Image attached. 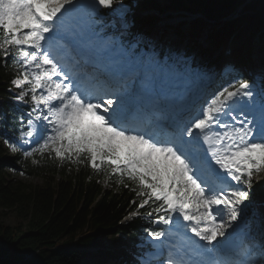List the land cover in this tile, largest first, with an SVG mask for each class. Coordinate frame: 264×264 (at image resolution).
I'll list each match as a JSON object with an SVG mask.
<instances>
[{
  "label": "snow or ice",
  "instance_id": "1",
  "mask_svg": "<svg viewBox=\"0 0 264 264\" xmlns=\"http://www.w3.org/2000/svg\"><path fill=\"white\" fill-rule=\"evenodd\" d=\"M135 7L124 0H0V51L5 57L14 54L23 69L12 81L21 89L15 99L32 105L20 140L28 144L35 137L36 146L23 155L54 153L73 163H81L83 156L93 169L107 166L135 182L137 196L144 197L139 208L159 202L153 211L162 215L154 223L174 228L149 231L160 243L140 264L160 257L162 264H264V243L252 235L248 218L254 177L264 172V76L252 82L230 80L184 127L167 132L125 91L90 75L67 45L63 55L54 49L79 10L91 9L93 23L104 25L100 9H109L114 19L108 26L119 23L128 32ZM134 39L121 51L130 63L143 64L145 87L153 86V74L198 73L191 57H176L169 50L160 58L154 42L140 34ZM238 232L245 242L237 250Z\"/></svg>",
  "mask_w": 264,
  "mask_h": 264
},
{
  "label": "trees",
  "instance_id": "2",
  "mask_svg": "<svg viewBox=\"0 0 264 264\" xmlns=\"http://www.w3.org/2000/svg\"><path fill=\"white\" fill-rule=\"evenodd\" d=\"M165 1L171 8L201 12L191 25L192 36L200 35L209 25L214 37L233 33L251 37L264 28V0ZM242 4L240 15L232 18ZM141 5L162 7L159 0H141ZM153 20L147 16L141 22ZM239 55L237 52L235 57ZM22 71L13 56L5 57L0 51V92L4 97L0 100V214L16 210L20 217L16 226L0 219V264H109L111 260L124 264L127 253L122 244L138 236L146 224L134 220L119 227L122 215L142 199L137 196L138 186L107 166L93 169L83 156L81 163L61 161L47 152L25 157L19 144L21 110H14V102L5 100L8 87ZM5 141L16 145L14 155ZM13 168L17 174L40 176L43 183L9 179L6 173ZM158 203L151 201L149 208ZM75 241L83 247L96 246L98 251L71 248Z\"/></svg>",
  "mask_w": 264,
  "mask_h": 264
},
{
  "label": "rangeland",
  "instance_id": "3",
  "mask_svg": "<svg viewBox=\"0 0 264 264\" xmlns=\"http://www.w3.org/2000/svg\"><path fill=\"white\" fill-rule=\"evenodd\" d=\"M90 3V1H86L85 4H88ZM81 16H84V14H82ZM113 21L112 18H110L108 21H105V24L104 25H101L103 27L105 26H108L110 24V22ZM95 24V23H93ZM111 27V26H110ZM120 25L117 23L116 27H113V28H119ZM153 29V27L151 26L149 28V30ZM120 30V29H119ZM152 32H154V29L152 30ZM150 33L149 34V37H151V35H153V33ZM173 39L174 40H177V36L173 34ZM193 38L190 39L189 35L185 38H183L182 40V44H188V45H192L193 41H192ZM147 41V39H145ZM201 43L206 45V46H214L213 45V41H212V38L210 36L207 35V32L204 33V36L201 38ZM255 79H257V75L254 77ZM20 102V101H18ZM33 140L36 139L35 137L32 138ZM31 143H28V144H24L25 147L28 148V146H30ZM12 154V152H10ZM6 176L11 179V178H19V179H23L24 181H28V182H31V181H34L36 183H43V179L40 177V176H33V175H25V174H17L14 169H8L7 173H6ZM264 181V172L260 173L259 175L255 176L254 177V185H253V191L255 192V194H251V199L253 200V206H255V208L259 207V203H260V194H261V183ZM254 213L253 211H251L249 209V213H248V216L249 217H255L254 216ZM253 215V216H251ZM0 219L5 222L6 224H9V225H18L20 223V217L17 213L16 210H11V211H8V214H0ZM254 221V220H253ZM254 232H258V229L252 225V235H254ZM112 262V261H110Z\"/></svg>",
  "mask_w": 264,
  "mask_h": 264
},
{
  "label": "bare ground",
  "instance_id": "4",
  "mask_svg": "<svg viewBox=\"0 0 264 264\" xmlns=\"http://www.w3.org/2000/svg\"><path fill=\"white\" fill-rule=\"evenodd\" d=\"M87 15H88V13H87ZM227 69H229V67H225V68L221 69V71L219 72V74L223 73L224 71H227Z\"/></svg>",
  "mask_w": 264,
  "mask_h": 264
},
{
  "label": "water",
  "instance_id": "5",
  "mask_svg": "<svg viewBox=\"0 0 264 264\" xmlns=\"http://www.w3.org/2000/svg\"><path fill=\"white\" fill-rule=\"evenodd\" d=\"M32 256V254L30 253V254H28V256L27 257H31Z\"/></svg>",
  "mask_w": 264,
  "mask_h": 264
}]
</instances>
